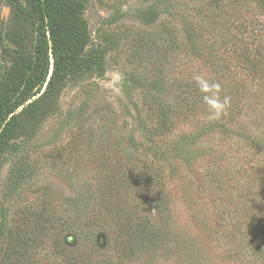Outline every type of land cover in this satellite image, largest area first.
<instances>
[{"label":"rangeland","instance_id":"rangeland-1","mask_svg":"<svg viewBox=\"0 0 264 264\" xmlns=\"http://www.w3.org/2000/svg\"><path fill=\"white\" fill-rule=\"evenodd\" d=\"M261 5L85 0L86 56L110 48V37L115 44L91 74L54 89L50 114L29 138H10L0 155V264H65L64 247L79 264H264V84L249 78L233 49L264 26ZM145 11L157 14L152 23ZM30 15L27 0H0L3 71L17 58L15 40L36 44ZM210 83L222 90L219 106L199 98ZM183 91L193 92L192 102L179 99ZM159 103L177 109L162 134L151 135ZM107 121L109 140L126 148L133 139L151 166L136 203L155 237L120 258L103 232L92 252L62 228L65 199L97 180L82 157L84 130Z\"/></svg>","mask_w":264,"mask_h":264},{"label":"trees","instance_id":"trees-1","mask_svg":"<svg viewBox=\"0 0 264 264\" xmlns=\"http://www.w3.org/2000/svg\"><path fill=\"white\" fill-rule=\"evenodd\" d=\"M27 1L36 44L27 48L22 38L15 40L17 58L14 63L5 71L0 64V155L10 138H29L50 114L54 89L76 73L82 76L91 74L93 64L115 44L110 37V48L94 51L91 58L86 56L90 34L82 17L85 0ZM260 5L264 7V0H260ZM19 13L25 15L26 11L21 9ZM140 15L148 23H152L157 16L150 11ZM251 34L245 36L246 40H235L238 45H233L234 58L248 71L251 80L264 84V51L261 47L264 26ZM252 46L253 50H259L258 53L254 51L255 54H250ZM216 88L214 83H210L199 98L219 106L218 100L224 99L222 90L217 91ZM192 93L183 91L179 99L192 102ZM38 103L42 104L39 110L34 108ZM19 109L20 113H16ZM176 109V105L175 108H168L159 103V113L162 114L159 123H153L147 132L162 134L169 115ZM98 127L95 131H91V127L84 130L82 156L95 165L96 183L86 184L75 197L65 199L62 228L75 235L81 243H86L92 252H98L97 247L101 244L95 235L101 231L118 257L127 256L131 255L134 246H141L155 237L156 228L136 203L141 185H149L148 171L151 166L147 164L146 156H140V145L133 139L126 148L117 138L114 142L109 140L107 134H112L109 121L98 124ZM99 153H102V158ZM106 158H109L110 164ZM100 215L104 217L101 220ZM58 248L54 246L56 251ZM61 251L65 264H79L73 251L65 247Z\"/></svg>","mask_w":264,"mask_h":264}]
</instances>
